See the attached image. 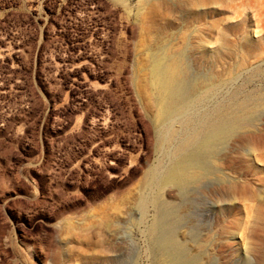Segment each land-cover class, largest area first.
<instances>
[{"label":"rangeland","instance_id":"rangeland-1","mask_svg":"<svg viewBox=\"0 0 264 264\" xmlns=\"http://www.w3.org/2000/svg\"><path fill=\"white\" fill-rule=\"evenodd\" d=\"M205 1L0 0V264H264V0Z\"/></svg>","mask_w":264,"mask_h":264},{"label":"bare ground","instance_id":"bare-ground-1","mask_svg":"<svg viewBox=\"0 0 264 264\" xmlns=\"http://www.w3.org/2000/svg\"><path fill=\"white\" fill-rule=\"evenodd\" d=\"M204 1V0H201ZM207 1V0H206ZM206 1L205 3H203L204 5H206ZM210 1V0H209ZM166 47V46H165ZM164 47V48H165ZM201 47V46H200ZM160 49V48H159ZM153 50V49H152ZM206 50V49H205ZM158 51V48L157 50ZM152 52L149 59L152 60L150 63V68L149 66H147V70L150 71V75L152 76L151 79V83L153 85L154 88V94L157 96L156 100L158 101V105H154L155 109H157V113L158 115H162L165 113H172L173 111L175 112L177 106L183 102L184 96H186L188 94L187 88L185 87V84L182 81H177L175 82L173 80L174 75H182V73L185 71H183V69L180 67L181 65L179 64V68H175L173 67V64L170 65L169 63L166 64L165 62H163L160 58L161 55H158V52ZM204 51V49H203ZM149 52V51H148ZM204 53V52H203ZM150 54V53H149ZM171 56V55H170ZM166 59V58H165ZM171 59V58H170ZM167 60V59H166ZM169 60V59H168ZM167 60V61H168ZM170 61V60H169ZM183 65V64H182ZM145 69V70H146ZM150 69V70H149ZM186 73V72H185ZM187 74V73H186ZM184 74V76L186 75ZM181 77V76H180ZM187 78V77H186ZM185 78V79H186ZM181 80V78H179ZM184 79V80H185ZM190 83V82H189ZM191 84V83H190ZM189 84V85H190ZM196 84V83H195ZM203 85V83H202ZM206 85V84H205ZM192 86V85H191ZM194 86V83H193ZM192 86V87H193ZM199 86V85H198ZM201 86V85H200ZM199 86V88H200ZM204 86V85H203ZM208 86V85H207ZM189 87V86H188ZM195 88V87H194ZM193 88V89H194ZM202 88V87H201ZM207 88V87H205ZM205 88L203 90H205ZM210 88V87H209ZM208 88V89H209ZM190 89V88H189ZM198 90V89H197ZM196 90V91H197ZM195 91V90H193ZM199 91V90H198ZM197 93V92H196ZM200 93V92H199ZM198 93V94H199ZM201 95V94H200ZM198 98V97H197ZM188 99V98H187ZM186 100V99H185ZM189 100V99H188ZM153 101V100H152ZM191 101V100H190ZM189 101V102H190ZM186 102V101H185ZM183 102V103H185ZM155 104V103H154ZM184 105V104H183ZM182 105V107H183ZM187 105V104H185ZM181 107V106H180ZM185 107V106H184ZM178 113V112H177ZM171 117V116H170ZM169 117V118H170ZM158 119V118H157ZM168 119V118H167ZM171 121V120H170ZM168 123V122H167ZM169 134V132H168ZM213 137L214 134L209 133L206 138L204 139V146L205 147H209V145L212 143L213 141ZM243 140L249 139L250 135L247 136H241L240 137ZM202 140V139H201ZM215 154V153H214ZM213 154V155H214ZM185 155V154H184ZM183 155V157H185ZM216 155V154H215ZM167 169V168H166ZM169 169V167H168ZM191 173V172H190ZM186 177H176L173 178L172 175H168L166 176L167 182L171 183L172 185H175L177 187H179L182 183V181L185 179ZM155 199V198H154ZM174 209V208H173ZM177 216V215H176ZM175 216V217H176ZM164 219V218H163ZM154 227L155 230H165L164 224L161 221H158V219H154ZM147 229V228H146ZM147 237V236H146ZM167 237V238H165ZM175 240H173V235H164L162 239H160L159 241V248L164 251V252H168L167 251V245L172 241L176 242L177 244H180L179 241L176 239V235H174ZM181 239V238H180ZM198 245V244H197ZM170 253V252H169ZM164 260V259H163ZM182 259L178 258L176 259V261H181ZM169 261V260H168Z\"/></svg>","mask_w":264,"mask_h":264}]
</instances>
